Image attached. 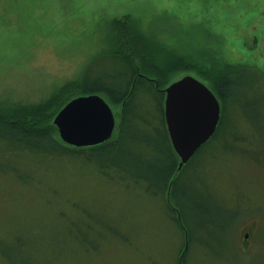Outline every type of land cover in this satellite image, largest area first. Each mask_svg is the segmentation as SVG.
I'll return each mask as SVG.
<instances>
[{
  "label": "rangeland",
  "instance_id": "374dc122",
  "mask_svg": "<svg viewBox=\"0 0 264 264\" xmlns=\"http://www.w3.org/2000/svg\"><path fill=\"white\" fill-rule=\"evenodd\" d=\"M121 28L144 34L147 64L188 66L172 81L250 71L235 80L220 136L176 180L188 235L164 191L176 157L157 90L172 81L146 80L125 126L111 104L105 150L23 149L0 132V264H179L186 247L185 264H264V0H0V122L53 120L84 95L85 70L124 87L131 70L106 56ZM152 68L140 74L155 80Z\"/></svg>",
  "mask_w": 264,
  "mask_h": 264
},
{
  "label": "trees",
  "instance_id": "16d2710c",
  "mask_svg": "<svg viewBox=\"0 0 264 264\" xmlns=\"http://www.w3.org/2000/svg\"><path fill=\"white\" fill-rule=\"evenodd\" d=\"M126 19H129V17L128 18L126 17ZM116 24H122V25L124 24L123 27L125 29H128V27L125 26L126 24L125 22L117 21ZM121 33L122 34H121V39L119 41V44L118 43L116 44L118 48L116 55L111 56V53H110L106 56L107 57L110 56L115 59L119 57L118 59H120L121 62H123L122 64H124L131 70L132 73L127 79L125 86L118 87V85L114 83L113 81L109 83L108 82L102 83L98 81V79L92 80L89 77L88 72L85 70L83 74V78H82L81 87L84 88L85 90V92L83 93L84 95L100 94L104 96L105 98H109L111 100L110 101L111 104H119L121 105V107H122V104L124 103V106L122 107L121 124L119 126L121 125L125 126V123H127L128 115L131 111L129 106L133 102L135 94L138 92L141 84L146 83L147 81H152V85L157 84L158 86L163 83L166 84L172 81V79L176 78L177 75L182 74L184 72L185 73L188 72V66L184 65L185 63L183 64L181 62V59H178V60L176 59V60H173L171 63H169L167 69L163 71L164 69L161 68L159 65H157L156 62H152L151 64V61H154V60L149 61L150 60L149 52H151V50L148 46L147 39L144 37V34H142L140 30H133L132 32H130V30L129 31L123 30ZM129 49H132L131 55L127 54V51ZM145 57L146 59H149L148 64L144 61ZM137 59L140 60L141 67L138 66V64H136ZM183 59L184 58H182V60ZM148 66L153 67L152 69L154 72L152 74H155L156 76V78H154L155 80H150L152 78L150 75L143 76L140 74V70L141 72H143V70L145 72L149 71L148 69H145ZM247 73L250 74V71L247 69H239V68L233 67L229 71L222 73L220 75H217L218 77L216 76L217 79L214 80V83H210L208 78L203 76L202 74H196L197 75L195 76L196 78L198 79L202 78L204 80V83H208L210 88L215 92L216 96L218 97L221 103V108H222L220 124L218 126L216 133L209 140V142L217 139V137H219L221 134L222 125L224 124L222 121V117L225 118L223 113L225 114V111L227 110L229 103H231L230 101L233 95L232 92L237 87L235 80L238 78L245 77ZM157 91L159 94H161V98H162L161 103L163 104V101H164L163 97L165 93L160 89H158ZM68 101H66L62 105V107L58 110V112L67 104ZM161 111H162V116H163V108L161 109ZM31 119L34 120L33 122L36 121L37 123L39 120L44 121V117L38 118L37 115L33 116ZM162 119H163V123L165 124L164 116ZM53 121L54 119L52 120L51 117L49 116L47 119V122L43 123L41 127L36 126L34 124L33 125L27 124L28 125L27 128L22 127V124H18L16 121L0 122V132L3 133L4 138H7L10 144L15 145L14 143H20L22 144L23 149H27V147L30 146L32 147V149L37 148L47 153L54 151V150H66V149L73 150V152H76V153H81L82 151L86 150V148L79 149V148H74L72 146L65 144L60 139L58 129L54 125ZM232 128L234 127L230 126L228 129L231 130ZM229 138H232V140L235 139V137H230V134L228 133V137L226 138V140H228ZM167 140L170 145V150L172 154L174 155V157L176 158L171 164V167L166 176V186H164V191L168 190L169 183L171 179L173 178L177 170V167H178L177 156L175 155V151L173 150L169 136H167ZM111 142H112V139L100 146L93 147L91 150H94V151L105 150L106 148H110L113 146ZM201 148L195 154V156L199 154V152L202 150ZM184 169L181 172H183ZM176 180L174 181L171 187V190H170L171 191V198H170L171 202L170 203L166 202L167 203L166 206L168 210L170 211V213L172 215H175V222H177V224L179 225L183 233L184 234L187 233L188 235V228L186 226L187 224L185 223L186 220L184 218V214L179 212L178 210L179 207L177 208V205H175L173 201V198H175V196L180 195L178 182ZM175 207L177 208L179 212V217H178V212L175 209ZM181 219L183 222H181ZM186 254H187V251L182 255V259L180 260L179 264H185Z\"/></svg>",
  "mask_w": 264,
  "mask_h": 264
},
{
  "label": "water",
  "instance_id": "95a60500",
  "mask_svg": "<svg viewBox=\"0 0 264 264\" xmlns=\"http://www.w3.org/2000/svg\"><path fill=\"white\" fill-rule=\"evenodd\" d=\"M164 92L165 122L173 149L179 156L177 170L169 183L171 190L190 159L216 133L221 120V104L205 83L190 74L172 82ZM53 123L65 144L89 148L112 138L116 117L102 96L92 94L71 99Z\"/></svg>",
  "mask_w": 264,
  "mask_h": 264
},
{
  "label": "bare ground",
  "instance_id": "6f19581e",
  "mask_svg": "<svg viewBox=\"0 0 264 264\" xmlns=\"http://www.w3.org/2000/svg\"><path fill=\"white\" fill-rule=\"evenodd\" d=\"M171 201V200H170Z\"/></svg>",
  "mask_w": 264,
  "mask_h": 264
}]
</instances>
